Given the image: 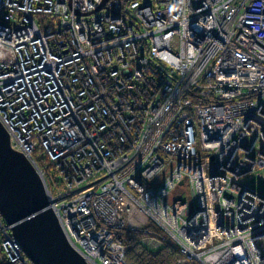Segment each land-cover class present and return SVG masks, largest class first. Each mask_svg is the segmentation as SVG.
Instances as JSON below:
<instances>
[{
  "label": "built area",
  "instance_id": "1",
  "mask_svg": "<svg viewBox=\"0 0 264 264\" xmlns=\"http://www.w3.org/2000/svg\"><path fill=\"white\" fill-rule=\"evenodd\" d=\"M103 1L0 0V121L67 239L264 264V0ZM0 264H33L1 216Z\"/></svg>",
  "mask_w": 264,
  "mask_h": 264
},
{
  "label": "water",
  "instance_id": "2",
  "mask_svg": "<svg viewBox=\"0 0 264 264\" xmlns=\"http://www.w3.org/2000/svg\"><path fill=\"white\" fill-rule=\"evenodd\" d=\"M0 216L33 264H89L67 239L41 175L24 153L11 147L1 121Z\"/></svg>",
  "mask_w": 264,
  "mask_h": 264
},
{
  "label": "trees",
  "instance_id": "3",
  "mask_svg": "<svg viewBox=\"0 0 264 264\" xmlns=\"http://www.w3.org/2000/svg\"><path fill=\"white\" fill-rule=\"evenodd\" d=\"M148 227L163 232L151 221L148 222ZM124 235L131 237L126 258L132 264H174L181 257L177 244L173 242H169L157 252H151L140 242V232L125 231Z\"/></svg>",
  "mask_w": 264,
  "mask_h": 264
}]
</instances>
